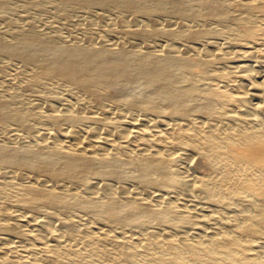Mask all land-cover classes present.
I'll list each match as a JSON object with an SVG mask.
<instances>
[{
	"label": "bare ground",
	"instance_id": "obj_1",
	"mask_svg": "<svg viewBox=\"0 0 264 264\" xmlns=\"http://www.w3.org/2000/svg\"><path fill=\"white\" fill-rule=\"evenodd\" d=\"M190 1L60 0V4L86 7L109 4L120 6L133 15L142 12L179 17L191 15L195 19L203 15L205 19H216L222 23L219 29L199 27L187 34L167 33L172 39L184 35L188 39V45L183 42L186 45L184 49L196 53V41L215 35L223 37L226 47L222 46L223 58L219 70L212 69L210 58L196 61L163 50L160 53H140L116 44L98 46L99 43L91 48L75 43L49 45L31 29L18 35L15 43L10 42L13 44L0 39V53L38 69V74L29 78V84L52 78L82 89L84 95L98 100L109 89L124 92L140 82L148 93L142 92L136 98L127 100L126 106L131 111H149L154 116L131 121L133 127L128 131L118 130L115 122L108 120L104 127L110 129V133L99 138H94V129L83 137L74 132L75 129L63 131L55 127L44 146L29 151L16 148L17 145H0V216H6V204L28 212L36 208H78L106 225L118 222L139 224L149 220L165 224L167 228L158 236L146 232L125 237L126 234L112 235L109 230H104L85 238L83 232L86 230L73 233L64 226L61 228L64 232L60 229L63 237L71 241L80 240L81 246L63 244L65 241L62 243L52 232L50 241H54L53 244L45 235V238L34 236L32 239L35 242L30 245L26 242L22 249L23 254L24 251L30 254H24L28 259L22 262L18 259L20 262L12 264H258L253 252H250L251 243L248 240L264 235V0H198L204 13L200 12V8L199 12H189ZM2 3L0 1V7L4 6ZM152 3L155 5H150ZM153 28L150 25L149 28L132 31L130 35L142 39L160 33ZM86 39L87 42L92 40L90 36ZM43 50L50 54H44ZM249 59L253 62H248ZM16 75L19 76V73ZM12 77L14 79L15 75ZM86 115L77 111H52L47 118L56 126L60 122L78 125L87 119ZM165 117L172 122L163 121ZM29 118L28 110L11 109L8 100L0 96V127L12 124L25 131L27 136L31 133ZM130 146L136 154L128 157L124 151ZM189 154L195 155L196 159L187 158ZM197 160L201 165L199 171L195 168ZM180 162L184 163L181 165L187 173L180 169L183 168ZM132 164L138 166L134 175L136 193L143 194L152 189L156 191V194L155 191L153 193L155 198L170 203V195L190 185L195 195H205L209 205L228 212V217H223L220 228L209 229L210 232L205 235H179L180 228L193 222L178 216L172 202L170 206L158 207L159 204L153 208L146 205L148 200L144 204L135 196L131 201L117 204L114 196L101 201L96 195L84 198L71 190L77 185L84 188L82 191L89 190L94 185L88 181L100 178L102 180L96 186L98 192L116 194L107 180L123 178ZM6 166L17 168V173L3 181ZM25 169L30 170L32 177L29 175L28 184L19 185L18 180L22 179ZM179 170L185 172L183 178ZM162 193H166L165 196H161ZM9 195H12L11 199ZM250 204L253 206L247 214L232 212V206L242 208ZM36 224L40 225L39 221ZM10 225H0V233L10 231ZM234 226L237 230H232ZM102 243H109L113 248H103ZM2 248L0 263L10 264L14 260L12 250L20 255V251L18 254L11 249L12 256H4L7 249Z\"/></svg>",
	"mask_w": 264,
	"mask_h": 264
},
{
	"label": "rangeland",
	"instance_id": "obj_2",
	"mask_svg": "<svg viewBox=\"0 0 264 264\" xmlns=\"http://www.w3.org/2000/svg\"><path fill=\"white\" fill-rule=\"evenodd\" d=\"M0 1L1 3L3 2L2 5H4L0 7V39L7 42V44H13L10 42L15 43L18 39L17 38L18 35L26 31L27 29H31L37 35H39L45 41L46 44L49 45L58 44V46H63L65 44L68 45L71 43H75L86 48H91L93 46H97L98 43H99L98 46H107V45L111 46V44L113 45L116 44V46L123 47L125 49L128 48L133 49L140 53L148 52V51L152 53H160L163 51L168 54L179 53L184 57L192 58L196 61H200L203 58L204 59L210 58L213 64L212 67L213 70L215 71L219 70L221 67V61L223 58L221 50L223 49L224 46L226 47L225 40L223 37L215 35L214 37L203 38L199 40L200 42L196 41L194 46L198 48V51H200L199 53L196 50L197 51L196 53L193 50L184 49L185 46L188 45V43L186 44V41L188 39H186L184 35L177 37V39H172V36H169L167 33V31H173L175 33L187 34L190 31L200 29L199 27L207 28V29L221 28L222 23H220L218 20L212 18L205 19L203 15L201 17L198 16L196 19L191 15L185 17H179L173 15H164L159 13L158 14L151 13L150 15V14H144L142 12L133 15L131 13L124 11L122 7L117 5L115 6L109 4H105V5L97 4L94 6L86 7L76 4H71V5L67 4L63 6L62 4H60V0H0ZM235 1L236 0H229V2H235ZM150 5H155V4L152 3ZM190 5L191 6L189 12L190 11L197 12V10L199 12L200 7L198 5V0L190 1ZM203 11L204 10L200 12ZM150 25L154 27L153 28L154 30L160 31V33L142 39L131 37L130 34L132 31L138 29H144L147 27L149 28ZM89 36L92 38L91 42L86 41L87 40L86 38ZM171 46L172 48H170ZM174 46H177L179 48L176 50L175 48L177 47L174 48ZM206 47L208 48V50ZM205 50H207L208 53ZM43 52L46 55L50 54L49 52L44 50ZM250 61L251 60L249 59L248 62ZM251 62H253V60ZM18 73L19 76L16 75ZM37 74H38V69L35 66L26 65L25 63L19 62L17 59L11 56L0 53V96L8 100L11 109H21L23 111L28 110V112H30L28 127H30V131H31V133H28L29 136L28 135L25 136L27 133L25 131L22 132V130H19V128L16 127L15 125L11 124L4 127H0V145L2 146L6 145L7 147H15L17 145L16 148L19 149L21 148V150L23 151H29L37 148L38 146H44L45 140H47L50 137V133L53 132L55 127H58L63 131H69V130L74 131L75 129L74 132H76L77 134L83 137L87 136L88 134L87 132L89 130L91 131V129L92 130L94 129L95 130L94 138H99L102 136H106L108 133H110L109 131L110 129L104 127V125L107 124L109 121L115 122L116 125L115 128H117L118 130L128 131L132 129L133 127L132 124L133 122L136 121V119L145 118V117L154 118L153 114L149 111H144V110L131 111L126 106L127 100L136 98L137 95H139L142 92L148 93V91L143 90L144 86L140 82L136 83L135 85L128 88L124 92H120L118 90L116 91L114 88L112 89H114L116 92H114V90L112 89H109V91H107V94L104 97L98 100H94L84 95L82 89H78L66 83L57 82L55 79L52 78H43L38 83L29 84V78ZM14 75L15 78L12 79L13 78L12 76ZM117 92H119L120 95ZM115 93L117 97L114 96ZM113 96L116 99L113 98ZM52 111L61 112V113H71L77 111L82 114H87L86 115L87 119L83 123H80L78 125H70L66 122H60L56 126V124L54 125V123L49 121L47 118V115ZM92 117H95L96 119L94 120L92 119ZM162 120L167 123L172 122V120L166 117L163 118ZM198 120H205V119L198 118ZM20 134L21 135L23 134L24 137L21 136ZM134 151L135 149L132 148V146H130L129 149H126L124 151V154L128 157L134 156L136 154V152L134 153ZM124 154L122 153V156H124ZM187 158L189 159L191 158L192 161L196 159L195 155L192 154L191 155L189 154ZM181 164L184 165V163L180 162L179 164L180 167H183L180 169L181 170L184 169V171H186V168ZM195 168L197 170L198 169L201 170V165L198 162V160L195 161ZM4 169H2L5 172V176H4L5 179L2 178L3 181L4 180L7 181V179H9L11 175L17 173L16 171L17 168L14 167L11 168V166L8 167L6 166ZM137 170H138V166L132 164L128 167V172L126 176H124L123 178L118 180L117 179L107 180V182L109 183L108 185L111 187V189L117 192L115 194L111 191L112 192L111 194L113 195H111L110 192L107 194L98 192V188L96 186H99L98 182L102 180L100 178H93L90 179L91 180L90 182L88 181V183H91V185L94 186H92V188H90L89 190H86L87 192L84 190L82 191V189L84 188L82 186L80 187L79 185H77L78 187L73 186L74 188L72 187L71 190L74 193L77 192L76 194L81 195L84 198H86V196L88 197L89 195L90 196L96 195L99 197L98 199L101 201H106L110 197L114 196L113 200L116 201L117 204H123L125 202L131 201L133 198L135 199V196H137L136 198L139 199L138 201L143 203L148 200L146 205L147 206L151 205V207L153 206V208L158 206L159 204L160 205L158 207H160L161 205H162L161 207H164L167 205L170 206V204L172 205L173 203V205L176 207V208L174 207V209L177 215L183 218L185 217V219L188 222H191L192 220L193 223L192 222L191 223L194 224L192 225L190 223L188 224L186 223L182 228L178 230L177 233L179 235H187L191 237L196 235L197 236L205 235L208 232H210L211 229L213 230L214 228H218V227L220 228V223L224 220L225 217H228L229 214L228 212L219 210L218 208L209 205L206 202L207 200L205 195L202 194L201 196L199 194L195 195V192L192 191L190 185H186L185 190L184 189L182 190L183 192L176 191V193L174 192L172 196L170 195L169 196L171 198L169 200L170 203L161 202L160 201L161 199L155 198L154 194H156V191L152 189L148 190L151 192L153 191L152 193L151 192L148 193V191L143 194L142 193L139 194V192L136 193L138 190H136L137 183L134 180V175L135 172H137ZM181 170H179L180 177L182 176L184 177L185 172L184 171L182 172ZM25 171L27 172L24 173ZM24 172L22 173L23 175L21 177L22 179L18 180L19 183L18 181H16V183H18L19 185L28 184L27 179H29L30 176L32 177V175H30L31 174L30 170L28 171L25 169ZM8 176L10 177L8 178ZM92 191L95 193H93ZM165 194L166 193H162L161 196H165ZM9 197L11 199L12 195H9ZM158 199L159 201H157ZM5 206L6 207H4V210L7 212V214L8 213L9 214L8 215L6 214V216H0V225H2L3 223H9L11 224L10 225L11 228L10 231L0 233V245H1L0 248H2V246L4 245L5 248L3 247L2 249L4 250L7 249V251L4 252L6 253L4 254V256L11 255L10 254L11 249L17 251L18 254H19L18 251H20V255H17L12 250L11 253H13L12 255L13 257H15L14 260L15 259L16 260L15 261L13 260L11 263L9 262L10 264L17 262L18 259L21 262L22 260L26 261L28 259V257L26 258L25 256L28 255L30 256V254H27L24 251L25 254L24 256L22 249L27 245V243L28 245H30V243L35 242L34 239H32L34 238V236H36V238L46 237V239L48 237L50 241L52 239V236L55 235L56 238L62 240V243L65 241L63 244L67 243L73 246L74 245L81 246L80 240L71 241L63 237L62 232L64 231L62 229L64 226L68 227L73 233L74 232L76 233L78 230L79 231L81 230L82 232L83 229L84 231L86 230L85 233L83 232L85 238L89 236H96V234L98 235L99 232H104V230L105 231L109 230V233H112V235L115 233L116 235L122 234L121 236H123V234L124 235L126 234L125 237L127 236L134 237L136 235H140L141 233L143 234L146 232H151V233L153 232L158 236L159 234L165 232V230L167 231L165 224H158L155 222L153 223L152 221L149 220L142 221L139 224L129 223L128 225H126L127 222L126 224L122 222L119 224L118 222L113 224L111 223L109 225L107 224L108 225L107 226L106 223H104L103 221L94 220L91 216L86 215L82 210L78 208H71L67 210H60L55 208H51V210L50 208L49 209L46 208L47 209L46 210L44 208L45 213L43 208H36L35 210H32L33 212L37 213L38 216H36L35 213L28 212L27 210L21 209L20 207L17 206L15 207V205H13L14 207L11 204L9 206L8 204H6ZM252 206L253 205L250 204L242 208H238L237 206L236 207L232 206L231 208L234 214H240V213L247 214L249 211H251ZM50 211H52V213H50ZM223 212L224 214L226 213L225 215L227 216L223 215ZM25 213L26 215H23ZM27 214H29L30 216ZM218 214L219 215L221 214L220 215L221 217L219 216V218L222 219H219L217 217ZM21 215L26 218L21 217ZM7 216H9L8 219L6 218ZM4 217L5 219H3ZM66 220L67 222L69 221L70 223L67 224ZM38 221L41 226L40 225L37 226V224L35 225V223H38ZM236 228L237 227L234 226L232 230ZM56 229L57 232H59L58 234L60 235L57 234ZM60 229L62 230V232L60 231ZM192 230H194V232ZM54 231L56 234L54 233ZM50 232H52L53 235ZM88 233L91 235H89ZM50 235L51 237L49 238ZM52 242L54 243V241ZM52 242L50 241L49 243L53 244ZM248 242L249 244L251 243L250 247L252 251L250 250V252L251 253L253 252L252 255L253 256L255 255V257L257 258L255 260L258 262V264H264V235L261 236L260 238H250ZM21 244H23L24 246ZM20 245L22 246V248H20ZM101 245L102 247L107 246L106 249L113 248V246L109 243H105V244L102 243ZM14 247L17 249H15ZM0 264H8V263H0Z\"/></svg>",
	"mask_w": 264,
	"mask_h": 264
}]
</instances>
